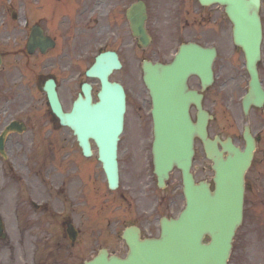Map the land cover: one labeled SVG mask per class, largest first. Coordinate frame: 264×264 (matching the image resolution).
<instances>
[{
	"label": "flooded vegetation",
	"instance_id": "1",
	"mask_svg": "<svg viewBox=\"0 0 264 264\" xmlns=\"http://www.w3.org/2000/svg\"><path fill=\"white\" fill-rule=\"evenodd\" d=\"M140 3L146 8L145 27L151 38L146 48L134 34L135 7ZM260 9L264 28V0ZM40 31L50 38L44 50L40 39L30 44L32 33ZM182 46L195 47L197 66H207L214 54L215 82L205 88L203 107L216 122L221 115V138H231L244 150L249 125L257 153L264 155V105L248 112L243 108L249 76L246 53L234 45L221 7H203L197 0H0V135L13 121L20 126L8 136L6 154H0V219L5 232L0 264H87L103 249L125 259L126 229L139 228L142 238L159 236V217L167 214V201L175 209L179 189L175 197L161 192L157 177L147 172L144 156H150L151 149L146 112L152 99L146 85L125 86L134 108L122 139L121 179L115 192L106 190L102 165L91 159L84 163L83 154L82 162L66 163V153L77 151L67 147L76 146V138L60 125L44 87L54 80L64 104L66 86L80 92L85 80L87 67L82 66L81 73L75 62L116 53L126 78L135 82V60L170 63ZM258 72L264 86V40ZM118 75L112 73L113 78ZM189 86L203 89L198 76L189 79ZM192 116L197 118L196 107ZM216 122L210 124V132ZM55 139L66 147L55 146ZM199 172L196 169V178ZM260 175L255 166L248 185ZM6 192L13 193L9 200Z\"/></svg>",
	"mask_w": 264,
	"mask_h": 264
},
{
	"label": "water",
	"instance_id": "2",
	"mask_svg": "<svg viewBox=\"0 0 264 264\" xmlns=\"http://www.w3.org/2000/svg\"><path fill=\"white\" fill-rule=\"evenodd\" d=\"M201 1L226 6L234 24L237 44L248 47L249 59H252L253 50L257 51L262 36L257 7L244 0ZM158 71L156 79L153 72ZM153 72H150V82L155 106L157 173L164 180L173 167L182 171L189 208L180 222L165 223L160 240L145 246L132 244L134 256L130 264H227L235 231L242 222L243 177L249 160L247 165L231 167L232 172L227 175L225 166L215 156L214 144L208 139L207 118L201 115L197 125L191 121L189 106L194 99L185 85L191 69L186 71L175 65L154 68ZM251 72L255 88H258L254 68ZM88 75L93 77L98 74L93 69ZM98 76L102 80L99 102L93 103L91 87L85 85V96H79L70 113L63 112L53 88L48 93L55 114L62 124L74 130L85 152L90 151L91 138L97 142L100 157L107 165L114 183L117 143L123 131L126 111L125 93L120 85L109 82L108 71ZM195 102L199 104L197 100ZM195 137L203 140L208 156L215 163L218 178L214 193L206 184L196 186L190 172ZM206 236L211 238L209 245L203 243Z\"/></svg>",
	"mask_w": 264,
	"mask_h": 264
},
{
	"label": "rangeland",
	"instance_id": "3",
	"mask_svg": "<svg viewBox=\"0 0 264 264\" xmlns=\"http://www.w3.org/2000/svg\"><path fill=\"white\" fill-rule=\"evenodd\" d=\"M93 62V57L87 59V61L82 64L81 62H75L74 66L80 71H82V66L89 67L91 63ZM126 75L125 73H120L118 78L124 79ZM63 98L65 100L66 110H69L71 108V98L75 97L77 95L76 88L73 86H66L63 93ZM41 98V97H40ZM130 121V119H129ZM217 128L220 126L215 124ZM55 146L57 147H65L64 144L61 143L60 140L55 139ZM125 146V145H124ZM202 150L199 148V152L197 155V162H196V168L200 170L198 173L201 177H204L206 175L203 171V169H207L208 164L204 160V157L202 155ZM173 185H178L179 179L177 177V174H175L172 178ZM12 192V191H10ZM13 193L6 192V200H9V196ZM180 204V203H179ZM264 222H262V225ZM256 228V229H255ZM255 228H251V231L249 232L248 236H245L244 234H240V239L237 240V249L234 252V255L231 260V264H264V240L262 241L259 237L260 230L259 226H256ZM262 237L264 238V233L262 232ZM261 248V249H260Z\"/></svg>",
	"mask_w": 264,
	"mask_h": 264
}]
</instances>
